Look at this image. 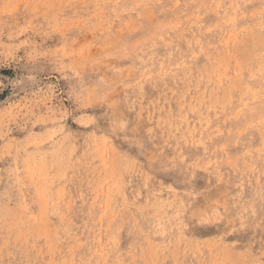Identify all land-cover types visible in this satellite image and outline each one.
<instances>
[{
    "label": "rangeland",
    "instance_id": "1",
    "mask_svg": "<svg viewBox=\"0 0 264 264\" xmlns=\"http://www.w3.org/2000/svg\"><path fill=\"white\" fill-rule=\"evenodd\" d=\"M0 264H264V0H0Z\"/></svg>",
    "mask_w": 264,
    "mask_h": 264
}]
</instances>
